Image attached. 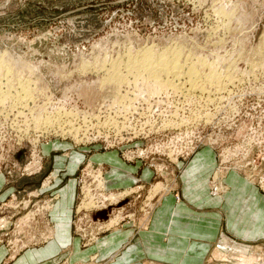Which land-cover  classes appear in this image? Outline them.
Returning <instances> with one entry per match:
<instances>
[{
  "label": "rangeland",
  "instance_id": "374dc122",
  "mask_svg": "<svg viewBox=\"0 0 264 264\" xmlns=\"http://www.w3.org/2000/svg\"><path fill=\"white\" fill-rule=\"evenodd\" d=\"M147 48L179 49L174 64L197 75L162 74L158 85L127 72ZM55 140L118 149L157 172L209 144L219 164L213 195L226 192L219 170L234 168L264 194V0H0V247L10 258L53 236L59 185L41 152ZM74 178L73 232L84 248L152 212L162 187L107 188L105 169L90 160Z\"/></svg>",
  "mask_w": 264,
  "mask_h": 264
},
{
  "label": "crops",
  "instance_id": "0c3cea01",
  "mask_svg": "<svg viewBox=\"0 0 264 264\" xmlns=\"http://www.w3.org/2000/svg\"><path fill=\"white\" fill-rule=\"evenodd\" d=\"M71 144L55 140L41 152L51 160L59 185L60 198L48 217L53 236L13 258L6 247H0V264H54L63 257L75 262L93 255L95 264H264V194L234 168L219 170L226 192L213 195L211 180L219 169L213 146L206 144L188 159L157 172L159 165L142 159L128 161L118 149L103 151L93 145L77 150ZM59 148L70 151H54ZM86 160L105 169L107 188L146 187L154 182L162 187L152 212L126 220L84 248L73 232V218L77 200L74 176ZM4 180L0 175V186ZM229 239L252 245L224 247Z\"/></svg>",
  "mask_w": 264,
  "mask_h": 264
},
{
  "label": "bare ground",
  "instance_id": "6f19581e",
  "mask_svg": "<svg viewBox=\"0 0 264 264\" xmlns=\"http://www.w3.org/2000/svg\"><path fill=\"white\" fill-rule=\"evenodd\" d=\"M174 49H175V47H174ZM177 49V48H176ZM179 50V49H178ZM178 50H177V52H176V50H175V52L171 49V51H173L172 52V56L170 55V56H167V55H165V53L164 54H160V55H154V53L149 49L148 50V48L147 49H145L144 51H141L142 53L139 55V57H138V55L136 56V57H132L133 59H135L134 61H136V62H132V61H130V62H132V63H127V65L125 66L126 67V69H127V72H131V74H132V72H137V73H140L141 75H142V73H145V74H147L148 75V77L149 78H151V79H148V80H152V82L153 83H155V84H161L163 81H161L160 80V77H161V75L162 74H166V77L168 76V75H170V74H174V75H177V74H181V73H183V74H186L187 72L189 73V74H192V75H194V76H196L197 75V72H196V68L194 69V67H193V65L191 66H189V70L185 73V71L183 72V69H181V67L182 66H180V64H179V66H177V64H174V63H177V61H178ZM138 53V52H137ZM167 54V53H166ZM133 55V54H132ZM134 56V55H133ZM181 56V55H180ZM137 57L139 58V59H137ZM131 58V57H130ZM131 58V59H132ZM138 61V62H137ZM205 61V60H204ZM204 61H202L203 63H204ZM114 64V63H113ZM195 65V64H194ZM209 65H212V64H209ZM208 65V66H209ZM180 68V69H179ZM121 69V68H120ZM119 70V69H118ZM120 71V70H119ZM116 72V71H115ZM113 73V75L111 76V78L113 79L112 81H115V82H117V81H120L119 80V78L121 77V75H119V72L117 71L116 73ZM199 72V71H198ZM214 73V72H213ZM168 74V75H167ZM136 75V74H135ZM139 75V74H138ZM140 75V76H141ZM146 75V76H147ZM182 75V74H181ZM180 75V76H181ZM6 76V75H5ZM128 76V75H127ZM139 76V77H140ZM143 76V75H142ZM172 76V75H171ZM190 76V75H189ZM203 76V75H202ZM207 76V75H206ZM169 77V76H168ZM173 77V76H172ZM174 77H179V76H174ZM209 77V76H208ZM127 78V77H126ZM145 78V77H144ZM192 78H193V76H192ZM122 79V78H121ZM144 81V80H143ZM165 81V80H164ZM200 81V80H199ZM151 82V81H150ZM151 82V83H152ZM169 82V81H168ZM212 82V81H211ZM188 83V82H187ZM191 83V85H192V81L190 82ZM197 83V82H196ZM163 84V83H162ZM165 84V83H164ZM206 85V84H205ZM185 86V85H184ZM183 86V87H184ZM194 86V85H193ZM192 86V87H193ZM197 86V85H196ZM195 86V87H196ZM195 87H193V88H195ZM199 87V86H198ZM152 88V87H151ZM197 88V87H196ZM199 90V89H198ZM124 97V96H123ZM16 98V97H15ZM20 99H24V98H19L18 100H20ZM15 100V99H14ZM24 101V100H23ZM20 102V101H19ZM3 103V102H2ZM21 103V102H20ZM25 103V102H24ZM24 105V104H23ZM59 112H61V111H59ZM66 112H69V111H66ZM73 114V113H72ZM55 115V116H54ZM53 116H54V119H55V121L57 122V123H59L60 125H65V124H67L68 122H70V120L69 121H66V123H64L65 122V120L66 119H63V117H65V115L64 114H62L63 116H57L56 114H54ZM53 116L52 117H48L49 119V121H48V124L50 125L51 123H52V119H53ZM67 118V117H66ZM117 123V122H116ZM182 124V123H181ZM218 191V190H217ZM211 192L213 193V194H215V192H214V189L213 188H211ZM217 193V192H216Z\"/></svg>",
  "mask_w": 264,
  "mask_h": 264
},
{
  "label": "built area",
  "instance_id": "2783aa9c",
  "mask_svg": "<svg viewBox=\"0 0 264 264\" xmlns=\"http://www.w3.org/2000/svg\"><path fill=\"white\" fill-rule=\"evenodd\" d=\"M81 131L84 133L85 131H83L82 129H81ZM96 133H98V132H96ZM144 133V132H143ZM102 134V133H101ZM64 135H68V136H71V135H69V134H64ZM83 137H84V134H83ZM181 156H179V158H180Z\"/></svg>",
  "mask_w": 264,
  "mask_h": 264
}]
</instances>
